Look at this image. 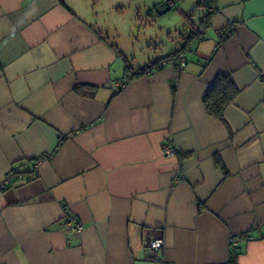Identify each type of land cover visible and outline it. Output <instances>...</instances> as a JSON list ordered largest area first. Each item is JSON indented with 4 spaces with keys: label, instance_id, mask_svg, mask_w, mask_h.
Returning a JSON list of instances; mask_svg holds the SVG:
<instances>
[{
    "label": "crops",
    "instance_id": "crops-1",
    "mask_svg": "<svg viewBox=\"0 0 264 264\" xmlns=\"http://www.w3.org/2000/svg\"><path fill=\"white\" fill-rule=\"evenodd\" d=\"M206 5L182 68L125 79L81 0H0V264H228L241 234L237 264H264V0Z\"/></svg>",
    "mask_w": 264,
    "mask_h": 264
},
{
    "label": "rangeland",
    "instance_id": "rangeland-1",
    "mask_svg": "<svg viewBox=\"0 0 264 264\" xmlns=\"http://www.w3.org/2000/svg\"><path fill=\"white\" fill-rule=\"evenodd\" d=\"M81 1L89 10V15L84 16L86 21L117 45L134 68L181 48L184 38L199 27L207 3V0L200 3L171 0L170 6L168 0ZM182 13L190 22L185 21Z\"/></svg>",
    "mask_w": 264,
    "mask_h": 264
},
{
    "label": "trees",
    "instance_id": "trees-1",
    "mask_svg": "<svg viewBox=\"0 0 264 264\" xmlns=\"http://www.w3.org/2000/svg\"><path fill=\"white\" fill-rule=\"evenodd\" d=\"M205 7L207 8V5H205ZM211 14L212 13H206L200 19L199 27L200 26L205 27V25L208 23V20ZM182 16L184 17L185 21L190 22L189 18L184 13H182ZM231 32H232V28L230 27V25H227L225 28L219 31V36L221 40L228 37L231 34ZM193 38H195L194 30L193 32H191L189 36L184 38L185 42L181 48L172 51L170 54H168L165 57L150 61L147 64L139 68H136V69L128 65L127 61L124 59V61L126 62L125 72H124L125 79L140 77L153 69H158L162 67L160 63L161 61H163L169 56H172L178 53H183ZM239 91L240 89L235 85V83L232 81V79L228 75H225V74L217 75L214 81L212 82V84L207 89L203 97V106H204L206 113L212 117L222 120L224 111L234 101ZM216 162H219L218 159H216ZM233 245L235 246V244ZM239 254L240 252L236 250V247L232 246V249L230 250V257L228 259V264H237V257Z\"/></svg>",
    "mask_w": 264,
    "mask_h": 264
},
{
    "label": "built area",
    "instance_id": "built-area-1",
    "mask_svg": "<svg viewBox=\"0 0 264 264\" xmlns=\"http://www.w3.org/2000/svg\"><path fill=\"white\" fill-rule=\"evenodd\" d=\"M195 32V37H200L203 34V29H194ZM161 65H171V66H175L178 69L182 68L185 63H186V56L183 53H178L172 56L167 57L166 59H164L163 61L160 62ZM124 86V82L122 81H118L113 85V89L114 90H119L120 88H122ZM162 152L164 157L169 158V157H173L177 155V148L174 144L170 143V142H163L162 144ZM12 176L7 177V181H11ZM179 179V176L175 177V181H177ZM64 230L68 233H79L82 231L83 229V225L82 223L75 217V216H70L69 218H67L64 222V226H63ZM241 236H246L245 234H241L239 235V237L237 236H232L230 238V243L235 244V242L237 241L238 238H240ZM164 245L163 239L159 236H155L152 239H150L147 243H146V247L148 248V250L152 251V252H156L162 249ZM159 261V264H166L164 263V261L162 259H156Z\"/></svg>",
    "mask_w": 264,
    "mask_h": 264
},
{
    "label": "water",
    "instance_id": "water-1",
    "mask_svg": "<svg viewBox=\"0 0 264 264\" xmlns=\"http://www.w3.org/2000/svg\"><path fill=\"white\" fill-rule=\"evenodd\" d=\"M201 2V0H197V3H200ZM197 5V4H196Z\"/></svg>",
    "mask_w": 264,
    "mask_h": 264
}]
</instances>
